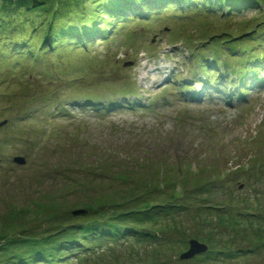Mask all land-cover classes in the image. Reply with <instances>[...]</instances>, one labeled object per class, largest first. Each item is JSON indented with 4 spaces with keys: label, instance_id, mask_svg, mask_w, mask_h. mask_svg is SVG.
Masks as SVG:
<instances>
[{
    "label": "rangeland",
    "instance_id": "1",
    "mask_svg": "<svg viewBox=\"0 0 264 264\" xmlns=\"http://www.w3.org/2000/svg\"><path fill=\"white\" fill-rule=\"evenodd\" d=\"M91 1L0 0V264H264V88L174 94L212 67L193 53L235 63L225 39L264 57V0L136 3L105 11L102 38L52 46L49 24ZM192 240L207 251L189 257Z\"/></svg>",
    "mask_w": 264,
    "mask_h": 264
},
{
    "label": "trees",
    "instance_id": "2",
    "mask_svg": "<svg viewBox=\"0 0 264 264\" xmlns=\"http://www.w3.org/2000/svg\"><path fill=\"white\" fill-rule=\"evenodd\" d=\"M31 1L33 2L34 5H36L38 7V5H39V2H37L38 0H31ZM148 1L161 3V5L155 9L151 6H148L147 4L150 2L146 3L145 0H93L91 2L94 3V6H95L94 10L88 11V12H83L84 14L78 12L79 20L77 18V20H76L77 24L76 25H68L66 20L61 21L58 24H55L54 26L49 24V29H51L50 30L51 31L50 44L53 46L56 43V41L54 39H52L53 36H56L55 32H62V34L65 35V38H64L65 40L68 39V40H70L71 43L74 42L77 44H79L80 41H86L85 38L90 37V36L92 37L90 39V41H93L94 38H96V39L102 38V37L98 36V33L101 36L106 35V31H105L106 27L104 28L102 26V24L104 22L109 23L104 18L105 11L107 12V14L113 15V13L116 10H119L118 16L120 15L122 17L121 14H123L127 10L132 9V11L135 12L134 6L136 3L137 4H140V3L143 4V2H145V4H143V6H142V9L140 11H138L141 13L140 16H142V17H143V15L146 14L145 18L146 17H154L153 14H155V13L160 14L162 12H166L170 8H176V7L179 10H186V12H188V14L189 13L192 14L190 12L191 8H193L194 6H198V10H200V13H203L204 10H207L206 7H210L215 0H204L202 4L196 3L197 2L196 0H177V1L174 0L175 3L170 2V0H148ZM218 1L219 0H216V3H218ZM243 1H247V0H243ZM243 1L239 0V2L235 3L234 6H232V3H228L226 5L228 12L232 13L233 11H236V10L240 11V9L243 5V3H242ZM176 3H179V7L177 6ZM174 6H176V7H174ZM149 8H151V9L149 10ZM148 11H150V12L147 13ZM232 14H234V13H232ZM92 15H95V18H96L95 21H91L92 19H90V18H93ZM121 17H120V19H121ZM115 18H116V16H113V19H115ZM100 20H101V22H100ZM73 21L74 20H72V22ZM252 37L253 36L248 35V37L247 36H245V37L240 36L239 37L240 39H238V40H236V39L235 40L234 39H225V40H229V41H227V44H228L229 50L231 52L237 53L239 50V52H238L239 54L237 53V56H234L232 53V55L234 57H232L231 59L233 61H235L234 65L236 68L233 71L236 72V75L241 76V78H243V79L246 77L247 74H249L251 72H254L257 77H260V73L264 71V57H262V54H257V53H260V50H259V52H255V50H256L255 46H256V42L258 40L252 41L251 40ZM230 44H231V46H230ZM76 48H78V47H76ZM251 53H253V54H251ZM222 56H223V53L222 54L214 53V56H207L205 59H201L199 55H196V53H193V58L195 59V64L200 68V71L207 69L211 65L218 66V65H227L228 63H230L229 59H225L224 56L222 58ZM207 72H208V70H207ZM207 74H210V71ZM262 80H264V79H262ZM212 88H214V86H212ZM103 226H105V225L94 226V228H91L90 230H94V233H95L97 238L106 237V236L116 232L115 226H109V227H107L108 229L102 228ZM113 236H115V235H113ZM85 238H87V235L82 239L87 240ZM23 264H25V263H23Z\"/></svg>",
    "mask_w": 264,
    "mask_h": 264
},
{
    "label": "water",
    "instance_id": "3",
    "mask_svg": "<svg viewBox=\"0 0 264 264\" xmlns=\"http://www.w3.org/2000/svg\"><path fill=\"white\" fill-rule=\"evenodd\" d=\"M17 162L24 163L25 161L23 158H18ZM84 213H85V210H78L74 212L75 215L84 214ZM190 245H191V249L187 253L189 257L194 256L195 254L200 253V252H206L208 249L207 245H204L203 243H200L197 240H192Z\"/></svg>",
    "mask_w": 264,
    "mask_h": 264
},
{
    "label": "bare ground",
    "instance_id": "4",
    "mask_svg": "<svg viewBox=\"0 0 264 264\" xmlns=\"http://www.w3.org/2000/svg\"><path fill=\"white\" fill-rule=\"evenodd\" d=\"M197 81L200 83V80H197ZM208 86H210V84H208ZM209 89H211V88H209ZM211 90H213V89H211ZM201 100L205 102V99L201 98Z\"/></svg>",
    "mask_w": 264,
    "mask_h": 264
}]
</instances>
